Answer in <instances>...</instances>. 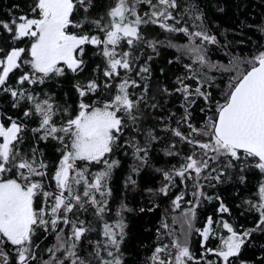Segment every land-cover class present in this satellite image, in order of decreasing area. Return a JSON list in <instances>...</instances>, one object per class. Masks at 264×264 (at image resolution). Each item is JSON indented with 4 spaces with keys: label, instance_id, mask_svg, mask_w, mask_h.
<instances>
[{
    "label": "snow or ice",
    "instance_id": "6c2138e0",
    "mask_svg": "<svg viewBox=\"0 0 264 264\" xmlns=\"http://www.w3.org/2000/svg\"><path fill=\"white\" fill-rule=\"evenodd\" d=\"M141 5H147L148 11L141 13ZM93 8V0H33L30 14L0 19V32L7 33L0 44V95L12 98L13 108L27 102L22 117H38V126L30 131L38 141H56L60 152L50 172L38 147L24 150L28 129L24 119L0 112V264H125L121 252L126 235L122 212L129 209L122 206L114 223L104 220L110 211L109 181L113 169L120 165L112 156L117 149H131L133 158L143 166L151 147L165 139L163 151L169 157L181 155L178 143L191 147L179 167L157 169L167 181L159 191L167 195L177 178L185 187L191 180L194 199L186 201L190 206L181 213L180 235L170 230V244L154 249L151 264H201V260L204 264H230V258L239 255L252 231L264 225V185L259 187L258 205L247 201L259 212L256 229L237 232L221 219L218 226L229 235L221 237L222 245L213 248L206 245L217 235V222L208 217L203 228L194 223L201 198L212 199L200 181L220 182L225 171H217L212 165L222 159L225 168L237 167L235 162H239L241 170L254 167L264 173V50L258 49L250 58L231 60V67L224 70L236 74L223 100H214L209 91L214 79L204 69L219 67L211 65L207 55V45L219 41L204 28L202 13L182 5L180 0H114L104 15L95 18L89 14ZM186 16L194 22L189 24ZM149 24L168 33L184 34L189 43L182 45L181 51L193 58L192 63L184 65L186 73L176 78L175 87L160 89L163 95L182 98L183 113L177 117L169 111L167 116L158 117L159 128L141 127L144 110L159 107L148 102V76L142 75L150 74L147 61L137 67V46L144 44L155 52L159 43L147 41L142 35L141 27ZM88 46L103 57L104 79L75 85L80 99L74 114L60 108L51 96L41 97L35 92L33 85H43L66 72H82ZM242 64L248 66L243 71ZM197 98L203 100L205 107L200 111L206 114L199 127L191 122ZM61 112L67 114L66 119H57ZM93 166L100 167L93 171ZM133 172L138 173L139 167ZM128 183L134 185L136 181L129 176ZM182 201L183 193L172 201L174 209H180ZM89 209L102 222L101 238L94 241L88 239L94 229L81 218ZM218 211L228 213L229 209L221 202ZM162 226L169 229L166 222ZM193 232L202 238L204 254L200 259L191 250ZM38 233L44 239L53 236L54 242L41 249ZM208 255L217 260L207 259Z\"/></svg>",
    "mask_w": 264,
    "mask_h": 264
},
{
    "label": "trees",
    "instance_id": "16d2710c",
    "mask_svg": "<svg viewBox=\"0 0 264 264\" xmlns=\"http://www.w3.org/2000/svg\"><path fill=\"white\" fill-rule=\"evenodd\" d=\"M180 2L182 5L187 4L192 7L198 13H202L204 28L210 35H215L219 41L216 45H207V55L211 65L219 67L209 66L204 69V72L214 79L213 87L209 89L213 99L222 101L231 78L236 74L235 71L224 70L226 67H231L229 62L234 58H250L258 49L264 50L262 48L264 32L261 31L264 28V0H180ZM32 3L33 0H0V19L8 20L18 15L30 14ZM93 3L94 8L90 10L89 14L90 17L95 18L104 15L113 6L114 0H93ZM139 10L141 13L148 11V6L141 5ZM185 20L189 24L194 22L187 16ZM195 23L199 24L200 21H195ZM141 32L147 41L159 42L155 52L144 44L137 46L139 49L137 67L143 66L147 61V66L150 69V74H142L148 76L146 81L149 88L148 102L149 104L155 102L159 105L154 111L144 110L141 127L156 126L159 128L162 125L158 124V117L167 116L169 111L175 112L177 117L183 113V109L180 107L182 98L179 95H163L160 89L168 87L171 90L175 87L176 78L182 77L186 73L184 65L192 63L193 58L181 51V46L189 43L184 34L168 33L151 24L142 26ZM6 35L7 33L0 32V44L4 43L3 37ZM149 56H151V60H147ZM84 60V70L79 74L66 72L63 77L50 78L43 85H33L32 88L41 97L51 96L60 108H66L68 112L74 114L80 99L75 85L77 83L84 84L93 78L104 79L101 71L104 67V60L98 54L97 49L92 46L86 47ZM193 67L198 68L197 65H193ZM247 67L242 64L240 70L243 71ZM136 78L139 79V77ZM187 83L195 86L192 80H188ZM136 92L139 93L140 89H136ZM90 99L86 98V100ZM12 103L10 96L0 95V112L13 118L24 119L28 126L25 132L24 150L27 151L33 145L38 147L49 164L50 172L53 171L60 157V152L57 151L59 145L53 140L38 141L30 131L38 126V117L31 120L23 118L22 111L28 106L27 102H22L20 108H13ZM202 107H205L203 100L197 98L191 109V122L198 127L202 126L206 115L200 111ZM211 114V112L207 113V115ZM61 118L66 119L67 114L61 112L57 119ZM159 134L165 135L163 132ZM166 143L165 139L154 144L149 152L148 162L143 166H139L138 161L133 158L131 149H117L112 156L113 159L120 161V165L113 169L109 181L111 196L108 198V208L110 211L105 214L104 220L114 223L119 218L118 212L121 211L122 206L129 209L122 212L126 224V235L121 245L125 264H151L150 257L154 249L163 244H170L173 237L168 234L169 231L180 235L181 213L190 206L186 201L194 199L191 195L194 191V182L191 180L186 182L187 187H185L177 178L175 186L170 187L167 195L160 193L159 189L167 181L157 169L167 171L173 166L179 167L182 157L189 154L191 147L178 143L177 148L181 155L169 157L164 155L163 151ZM235 163H237V167L225 168V162L222 159L218 164L212 165L217 168V171L220 169L225 171L220 182L203 179L200 181L204 185L203 191L212 199L201 198L199 207L196 209L195 227H205L208 217H212L214 222H217L214 224L217 235L209 239L207 247L221 246L220 238H226L229 235L225 229L218 226L221 219L231 223L237 232L241 233L257 227L259 212L247 201H252L256 205L260 203L259 187L264 185V173L254 167H244L241 170L240 163ZM99 167L93 166V171ZM136 167H139L138 173L133 172ZM215 174L212 173V175ZM129 176L136 181L134 185L128 183ZM181 193L184 194L181 208L174 209L172 201ZM221 202L228 207V213L218 211ZM81 218L87 219L94 229L88 234V239L93 241L100 239L102 222L98 221L92 210L89 209ZM165 222L168 223L169 229L163 228L162 225ZM37 241L40 243L41 249L54 242L53 236L50 235L44 239L39 233ZM190 244L193 254L200 259L204 254V248L201 246L202 238L193 232ZM86 250L91 251L90 246L86 245ZM38 254L44 255L43 252ZM207 259L217 260L212 255H208ZM201 264H204L203 260H201ZM230 264H264V225H261L260 229L252 231L251 235L246 238L239 255L230 258Z\"/></svg>",
    "mask_w": 264,
    "mask_h": 264
}]
</instances>
